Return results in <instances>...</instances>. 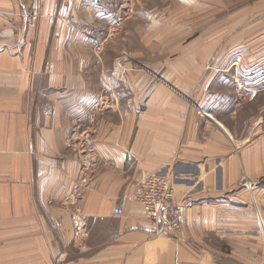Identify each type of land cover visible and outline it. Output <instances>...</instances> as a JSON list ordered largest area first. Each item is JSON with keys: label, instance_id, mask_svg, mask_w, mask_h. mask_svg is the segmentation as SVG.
Returning <instances> with one entry per match:
<instances>
[{"label": "crops", "instance_id": "obj_1", "mask_svg": "<svg viewBox=\"0 0 264 264\" xmlns=\"http://www.w3.org/2000/svg\"><path fill=\"white\" fill-rule=\"evenodd\" d=\"M102 1L0 0V264H212L216 237L258 264L264 86L231 71L230 87L229 71L207 69L233 57L210 53L194 24L189 48L154 58L171 64L161 71H147L146 25L134 26L145 70L116 69L107 49L126 51L128 16L146 9ZM151 175L193 200L185 241L145 232L130 194Z\"/></svg>", "mask_w": 264, "mask_h": 264}, {"label": "rangeland", "instance_id": "obj_2", "mask_svg": "<svg viewBox=\"0 0 264 264\" xmlns=\"http://www.w3.org/2000/svg\"><path fill=\"white\" fill-rule=\"evenodd\" d=\"M102 2V0H91L94 8L100 7ZM138 2L137 0V6H139ZM195 5L197 11L191 18L190 0H141V9H146V15L139 16L136 13L131 14L132 17L128 16L129 19L127 20H131L134 24L130 26V39L126 45V51H123L121 44L116 42L111 45L110 49H107V57H109V60L117 57L121 59L118 63L115 62V67L118 70L123 69V64H128L131 70H145L142 63L146 59L147 71L150 69L161 71L171 64L162 61L154 62L155 57L163 55L165 60H170L169 58L179 53V51L181 52L183 48L190 47L191 39H193H190L192 35L198 39L197 35L206 34L211 38L210 53L221 56L231 55L233 57L230 59L231 61L207 64V69L229 71L230 75L226 76V82L227 86L230 87L234 86L232 77H235L231 76V71H238L240 73L239 77L244 76L246 79L249 78L248 73H253L252 75L255 76L253 82L258 84V87L264 86V0H195ZM82 17L83 21L90 19L89 14L82 15ZM117 17H115V21ZM104 19L106 20V16H104ZM190 24L196 26V30L191 32V36ZM144 25H146L147 48L143 52L145 59L141 56L139 62L135 51L138 52L139 49L142 51L144 47L139 44L138 32H133V27L138 28L141 26L143 28ZM202 26L205 30H202ZM142 28L141 37L143 36ZM121 32L123 33V29L118 30L116 35L121 34ZM155 42H157L156 46L154 45ZM101 49L97 45L93 47L94 52L98 55L102 54ZM232 60H235V62ZM237 81L249 83L248 80L244 79H238ZM260 98L264 101V95H260ZM260 119L262 118L260 117ZM260 184L263 185V183ZM253 185L252 182L243 180L239 184V188L250 191ZM175 198L180 201L182 198L189 197L175 196ZM189 199L190 205L182 211L178 230L174 233V236L166 238L176 241L186 240L184 239L182 218L184 211L194 204L193 200ZM258 213L264 222V212L254 207L261 248V252L254 256L257 258L256 262L258 264H264V234L258 221ZM226 242V240L222 241L217 237L214 239L213 245L218 248L219 253L213 254L212 264H242L243 262L237 260L234 256V245L229 243L227 245Z\"/></svg>", "mask_w": 264, "mask_h": 264}, {"label": "built area", "instance_id": "obj_3", "mask_svg": "<svg viewBox=\"0 0 264 264\" xmlns=\"http://www.w3.org/2000/svg\"><path fill=\"white\" fill-rule=\"evenodd\" d=\"M145 213L150 227L145 232L151 236L169 237L179 228L182 211L190 205L189 198L176 200L168 181L157 176H143L130 194ZM121 210H115L114 216H120Z\"/></svg>", "mask_w": 264, "mask_h": 264}, {"label": "bare ground", "instance_id": "obj_4", "mask_svg": "<svg viewBox=\"0 0 264 264\" xmlns=\"http://www.w3.org/2000/svg\"><path fill=\"white\" fill-rule=\"evenodd\" d=\"M258 221L261 224V227H262V230H263V234H264V222L262 221V218L261 217H258Z\"/></svg>", "mask_w": 264, "mask_h": 264}]
</instances>
